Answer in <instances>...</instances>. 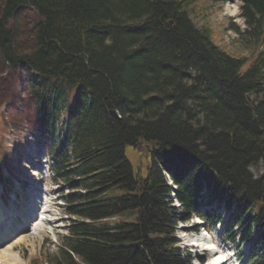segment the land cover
Instances as JSON below:
<instances>
[{
	"label": "trees",
	"instance_id": "16d2710c",
	"mask_svg": "<svg viewBox=\"0 0 264 264\" xmlns=\"http://www.w3.org/2000/svg\"><path fill=\"white\" fill-rule=\"evenodd\" d=\"M195 1L0 0V57L28 68L27 112L49 136L52 170L82 190L66 195L78 219L53 264H187L176 222L211 228L218 206L264 247V179L250 171L264 161V0H240L251 56L215 45L190 18ZM141 142L145 177L124 155ZM258 253L252 264H264Z\"/></svg>",
	"mask_w": 264,
	"mask_h": 264
},
{
	"label": "rangeland",
	"instance_id": "374dc122",
	"mask_svg": "<svg viewBox=\"0 0 264 264\" xmlns=\"http://www.w3.org/2000/svg\"><path fill=\"white\" fill-rule=\"evenodd\" d=\"M239 5L237 0H196L188 10L198 27L210 29L212 41L221 50L232 55L251 56L252 52H256L255 49L242 47L237 31H243L245 28ZM33 12L34 9H28L27 12L21 13L18 20L19 25L23 26L21 36L18 35L21 44L31 41L30 18L33 17ZM259 47L255 46L256 49ZM29 75L28 68L12 70L0 57V198L4 202L3 210L11 208L10 226L8 230L5 229L0 250H11L10 253L16 256H13L16 261L9 256L10 261L13 259L17 264H33L35 258L40 261L38 264H53V258L58 259L60 251L66 248L63 240L69 234V225L78 219L68 214L66 195L82 190L79 187L71 188L67 180L56 177L50 168L49 136L45 135L27 112ZM65 124L66 116L62 114L53 135L55 143L60 142ZM149 146V143L141 142L137 147L126 145L124 148V155L136 176L147 175L150 162ZM250 171L255 178L264 179V161L250 168ZM26 192L29 195L34 193L29 200L30 205L29 201L24 203L25 198L28 199ZM39 200L41 203L47 201V204L43 207L40 204L32 207V203L36 204ZM20 206L25 210L29 207L31 211H25L23 222L18 214ZM214 210H217L225 223L221 222L208 232V235L213 246H219L221 252H216L215 248L206 253L202 252L204 245H197V239L203 231L198 225L196 231L194 218L177 223L176 233L177 238H180V249L190 254L191 264H199L196 255L203 258L204 262L200 264H213L219 258L226 259L223 264H248L250 253L263 250L257 244L255 230L252 229L253 237L250 241L241 243L237 237L234 243H230L225 237V232L226 235L231 233V227L234 226L231 224L232 220L222 206ZM232 231L240 233L246 229L233 227ZM19 235H22V238L15 241V236ZM211 256L213 259H210Z\"/></svg>",
	"mask_w": 264,
	"mask_h": 264
},
{
	"label": "bare ground",
	"instance_id": "6f19581e",
	"mask_svg": "<svg viewBox=\"0 0 264 264\" xmlns=\"http://www.w3.org/2000/svg\"><path fill=\"white\" fill-rule=\"evenodd\" d=\"M34 162V161H33ZM35 163H37V162H35ZM20 193V192H19ZM34 193L32 192V194H30L29 195V193H27L26 192V195H28V199L27 198H25L26 200H24V203L26 202H28L29 200H31V197H32V195H33ZM33 199V198H32ZM21 201H22V198H21ZM21 201H20V204H21ZM33 201V200H32ZM40 202H41V200H39V201H37L36 202V204H40ZM24 203H23V205H24ZM33 204V203H32ZM2 205H3V202H2V200H1V198H0V243H1V241L3 240L2 239V237L4 236V230L6 229V230H8V227L10 226V218H9V212L11 211V208H9V209H6V210H3V208H2ZM28 205H30V201L28 202ZM32 207H35V204H34V206L32 205ZM26 210H28V212H29V207H26ZM24 208H23V206H20V210H19V215L21 216V222H23V221H25V219H24V215H26L25 214V211H26ZM24 211V212H23ZM28 216H29V214H28ZM22 225H24V224H22ZM11 228V227H10ZM23 228V227H22ZM1 235H2V237H1ZM22 238V235H19V236H15V241H18V240H20ZM198 243H197V245H204V246H206L207 245V247H212L211 245V242H210V236L208 235V234H206V233H202L199 237H198ZM196 245V246H197ZM220 247L219 246H215V250H216V252H221L220 251ZM1 252H0V264H17L15 261V255H12L11 253H10V251L8 250V249H6V251L5 250H0ZM9 256H11V257H13V256H15V257H13L14 258V260L12 259V261H10V258H9ZM200 258H202V257H199V259ZM219 259H221V263L220 264H223V263H225V258H219ZM218 260V259H217ZM213 264H217V263H215V261H214V263Z\"/></svg>",
	"mask_w": 264,
	"mask_h": 264
}]
</instances>
